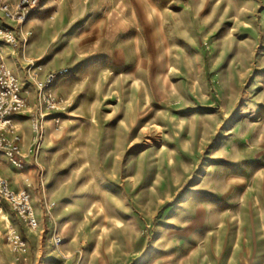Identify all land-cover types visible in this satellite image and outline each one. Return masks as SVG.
<instances>
[{
    "label": "rangeland",
    "instance_id": "374dc122",
    "mask_svg": "<svg viewBox=\"0 0 264 264\" xmlns=\"http://www.w3.org/2000/svg\"><path fill=\"white\" fill-rule=\"evenodd\" d=\"M45 1L0 0V264H264V0Z\"/></svg>",
    "mask_w": 264,
    "mask_h": 264
},
{
    "label": "built area",
    "instance_id": "2783aa9c",
    "mask_svg": "<svg viewBox=\"0 0 264 264\" xmlns=\"http://www.w3.org/2000/svg\"><path fill=\"white\" fill-rule=\"evenodd\" d=\"M38 1L39 0H19L17 7L12 12L10 6L6 4L3 5L2 10L7 18H15L19 22H24L26 17L35 8ZM7 36V41L12 42L11 36ZM22 107L23 102L19 96L18 82L4 66L0 64V132H10L12 130L13 117L21 111ZM2 141L3 142H0V149L4 144L6 151H9L10 154L17 152L16 146L14 147L11 143H5V139L3 138ZM1 200L13 206L30 229L37 228L30 196L25 192H12L7 181L0 177V202Z\"/></svg>",
    "mask_w": 264,
    "mask_h": 264
},
{
    "label": "crops",
    "instance_id": "0c3cea01",
    "mask_svg": "<svg viewBox=\"0 0 264 264\" xmlns=\"http://www.w3.org/2000/svg\"><path fill=\"white\" fill-rule=\"evenodd\" d=\"M54 0H46L43 4V8L47 7L48 5H50L51 3H53ZM42 33L41 31H39L38 36L39 38L42 37ZM37 56H40L37 55ZM18 123V127H19V131L20 133L23 134V144H22V151L25 157V165H28L29 163V155L31 152V143L29 141V137L26 134V126L27 123H23L20 119L17 120ZM1 172L2 174H4L12 183V187L17 190V189H21L22 185H23V181L27 180L29 178V173H21L19 171H17L12 165H10L6 159H4V164L1 168ZM19 183V184H18Z\"/></svg>",
    "mask_w": 264,
    "mask_h": 264
},
{
    "label": "bare ground",
    "instance_id": "6f19581e",
    "mask_svg": "<svg viewBox=\"0 0 264 264\" xmlns=\"http://www.w3.org/2000/svg\"><path fill=\"white\" fill-rule=\"evenodd\" d=\"M243 208V207H242ZM216 212V211H215ZM242 213H243V211H242Z\"/></svg>",
    "mask_w": 264,
    "mask_h": 264
}]
</instances>
